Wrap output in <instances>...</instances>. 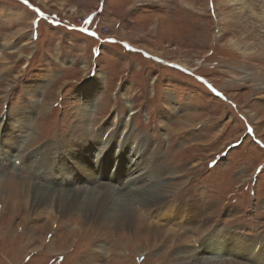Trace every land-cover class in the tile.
<instances>
[{
  "label": "rangeland",
  "instance_id": "obj_1",
  "mask_svg": "<svg viewBox=\"0 0 264 264\" xmlns=\"http://www.w3.org/2000/svg\"><path fill=\"white\" fill-rule=\"evenodd\" d=\"M208 262L264 263V0H0V264Z\"/></svg>",
  "mask_w": 264,
  "mask_h": 264
},
{
  "label": "bare ground",
  "instance_id": "obj_2",
  "mask_svg": "<svg viewBox=\"0 0 264 264\" xmlns=\"http://www.w3.org/2000/svg\"><path fill=\"white\" fill-rule=\"evenodd\" d=\"M193 118V117H192ZM196 118V117H195ZM189 120V119H188ZM191 121V120H190ZM190 124V123H189ZM180 126V125H179ZM185 126V125H184ZM186 127V126H185ZM86 128V127H85ZM181 130V129H180ZM176 131V130H175ZM80 132V131H79ZM101 133V132H100ZM12 134V133H11ZM90 135V133H88V136ZM97 135V139L95 140V145H98L99 147H100V144L102 145V144H104L103 142H102V140L103 139H101V135L102 134H96ZM10 137V136H9ZM98 138H100V139H98ZM112 138V137H111ZM12 139H14V138H12ZM90 139V138H89ZM12 143H13V140H12ZM144 146V145H143ZM24 148V147H23ZM21 149V148H20ZM10 150H12V149H10ZM41 151H43V152H47L46 153V155L44 156V162L45 163H48L49 161H54L55 159H54V157L52 156V153L50 152V149L48 148V146L46 145H44L41 149H40ZM135 152V151H134ZM56 158V157H55ZM149 159H150V157H149ZM16 161V160H15ZM67 162H68V164H69V166L70 167H72V168H74L75 169V167H74V162H72V160L70 159V158H67ZM97 164H99V163H97ZM97 164H95V166H93V165H88V167L90 168V169H94L93 171H96L97 172V168H101L100 167V164L98 165V167L96 166ZM62 166V165H61ZM113 167H114V165L111 167L112 169H113ZM163 167V166H162ZM162 167L160 168L161 170H162ZM84 169V168H83ZM162 172H164V170H162ZM83 173H86L85 172V170L83 171ZM135 173V172H134ZM131 174V173H130ZM114 179H116V178H114ZM30 182H32V183H34V185L36 186V187H38L39 186V184L40 183H38V182H33V181H31L30 180ZM98 183V182H97ZM87 186V185H86ZM103 186H106V187H108L109 188V190L111 191H113V192H117V193H120L119 192V189L117 188V186H115V185H110V184H103ZM87 188H88V186H87ZM86 187H85V190H88ZM47 190H50L49 188H46ZM96 189V188H95ZM98 189V188H97ZM142 189H145V190H149V191H154V190H163L164 189V186H163V184H160V185H157V186H152V184H151V182H149V184H147L146 186H142ZM175 189V188H174ZM141 190V189H140ZM53 191H55L54 189H53ZM89 192H91V193H97V194H100V193H102V190L101 189H98V190H93V189H91ZM88 193V192H87ZM134 193V192H133ZM62 194H58V197L59 196H61ZM119 195V194H118ZM131 195V194H130ZM78 196V195H77ZM120 196V195H119ZM166 196H168L167 194H162V196H161V198L160 199H158V200H155V202L156 203H158V202H160V201H164V199H165V197ZM54 197V195H52V194H48L47 195V198H49V199H51V198H53ZM129 198V199H128ZM88 199V198H87ZM97 199V198H96ZM101 199V203L103 204V205H101V204H97L96 202H94V201H92L91 203H86L87 205H88V208H89V212H90V214L92 215V218L94 219L96 216H98V217H102V215L105 213V212H107L108 211V208L110 207V206H108V205H106V201H108L107 200V198H105V197H102V198H100ZM74 200H78V197L75 199V197H73L72 198V200H71V203L72 204H74L76 201H74ZM88 200H90V199H88ZM123 201H125L126 203H128L129 205H131L130 206V208L129 209H127V210H125L124 211V213H126V216H129V218L131 219V217L134 215V213H136L135 211H133V209L135 208V209H137L138 210V205H141V203H140V201H144V197H140V196H130V197H127V199H123ZM53 202V205H55V206H57L58 204H59V202H57V201H52ZM46 203H50V202H48V201H45L44 202V204H46ZM163 203V202H162ZM51 204V203H50ZM161 204V203H160ZM179 205V204H178ZM159 208H161V207H159ZM158 208V209H159ZM89 214V215H90ZM98 217H97V219H98ZM180 217H181V215H180ZM137 218H138V222H139V225L142 227V225H143V223H142V221L144 220L145 221V219H146V221H147V218L143 215V214H141L139 211H138V213H137ZM133 219V218H132ZM136 220V219H135ZM171 223V222H170ZM124 224V223H123ZM154 225V224H153ZM194 225H196V224H194ZM131 226V225H130ZM134 226H135V224H134ZM152 226V225H151ZM153 228V227H152ZM134 229V228H133ZM136 229V228H135ZM138 229V228H137ZM139 230H142V229H138V231ZM148 231H150V233H152V234H157V236L160 238V239H162V238H164L165 236H169V238H172V239H175L176 241H180V242H183V243H189V241H190V243H191V240L190 239H188V236H186V235H184V234H181L180 232H178L177 230H173V229H170V228H163V227H161V226H159V225H157V228H154V229H151V230H148ZM140 232V231H139ZM138 233V232H137ZM212 234V237L215 235V234H213V233H211ZM183 237V238H182ZM212 237H209V236H207L204 240L202 239V240H200L196 245L198 246L199 244H201V243H203L202 245H201V248H196L195 247V249H192V251H193V256H194V258L193 259H195V260H201V259H203L205 256H201L200 254H198V252H200V251H202V252H204L205 254H211V253H220L221 251H222V249H223V244L222 243H220V241L219 240H213L212 239ZM219 237H223L222 235H219ZM224 239H226L225 237H223ZM186 239H188V242H186ZM202 241V242H201ZM201 242V243H200ZM230 243V242H229ZM231 244V243H230ZM192 245V244H191ZM198 250V251H197ZM206 250H210L209 252H206ZM187 253H188V251H186ZM183 254V253H182ZM230 254V253H229ZM210 257V256H209ZM221 257V256H220ZM212 258H216V257H212ZM87 261V260H86ZM208 261V260H207ZM213 263V262H212ZM212 263H206V264H212ZM244 263V262H243ZM243 263H239V262H236V264H243ZM246 264V263H245ZM264 264V263H263Z\"/></svg>",
  "mask_w": 264,
  "mask_h": 264
},
{
  "label": "crops",
  "instance_id": "obj_3",
  "mask_svg": "<svg viewBox=\"0 0 264 264\" xmlns=\"http://www.w3.org/2000/svg\"><path fill=\"white\" fill-rule=\"evenodd\" d=\"M36 11L37 12H42L43 10L40 8V7H38L37 6V8H36ZM97 12V10H95L94 12H92L91 13V15L92 14H94V13H96ZM47 14H49L50 15V17H52L51 19H55V21H54V25H57V24H62V26L65 28V29H69V30H74V31H78V32H81V33H84V34H86L87 35V38L89 39V40H92V45H94V46H96V44L98 43V41H100V47H102L101 46V44L103 45V43H102V32L101 33H99V31L98 30H96L97 28H95L94 27V24H93V26L92 27H90V28H88V27H85L84 29H82V28H80V29H78L77 28V26H78V23L77 22H75V20H67L66 19V21L65 22H63V21H61L59 18L61 17V15H53L52 13H48V12H46ZM58 19L61 21V23L60 22H58ZM95 30L96 31H98V33L97 32H95ZM99 37H101L100 39H99ZM95 39V40H94ZM98 40V41H97ZM112 41H118V40H116V39H111ZM121 42H127V43H129L128 41H121ZM91 45V46H92ZM99 45H97V47H98Z\"/></svg>",
  "mask_w": 264,
  "mask_h": 264
},
{
  "label": "trees",
  "instance_id": "obj_4",
  "mask_svg": "<svg viewBox=\"0 0 264 264\" xmlns=\"http://www.w3.org/2000/svg\"><path fill=\"white\" fill-rule=\"evenodd\" d=\"M78 29H80V26H77ZM178 69V68H177Z\"/></svg>",
  "mask_w": 264,
  "mask_h": 264
},
{
  "label": "snow or ice",
  "instance_id": "obj_5",
  "mask_svg": "<svg viewBox=\"0 0 264 264\" xmlns=\"http://www.w3.org/2000/svg\"><path fill=\"white\" fill-rule=\"evenodd\" d=\"M25 2H27V0H25Z\"/></svg>",
  "mask_w": 264,
  "mask_h": 264
},
{
  "label": "built area",
  "instance_id": "obj_6",
  "mask_svg": "<svg viewBox=\"0 0 264 264\" xmlns=\"http://www.w3.org/2000/svg\"><path fill=\"white\" fill-rule=\"evenodd\" d=\"M86 18V17H85Z\"/></svg>",
  "mask_w": 264,
  "mask_h": 264
}]
</instances>
